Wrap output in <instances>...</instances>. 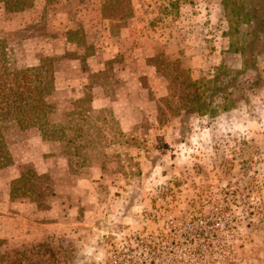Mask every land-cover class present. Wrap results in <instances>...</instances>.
Wrapping results in <instances>:
<instances>
[{"label":"rangeland","instance_id":"1","mask_svg":"<svg viewBox=\"0 0 264 264\" xmlns=\"http://www.w3.org/2000/svg\"><path fill=\"white\" fill-rule=\"evenodd\" d=\"M7 3L0 39L47 60L66 138L5 130L0 264H264V51L245 63L253 25L228 23L250 0Z\"/></svg>","mask_w":264,"mask_h":264},{"label":"trees","instance_id":"2","mask_svg":"<svg viewBox=\"0 0 264 264\" xmlns=\"http://www.w3.org/2000/svg\"><path fill=\"white\" fill-rule=\"evenodd\" d=\"M7 3V0H0ZM32 0H9L6 5L8 10H19L28 6ZM243 11L234 7L238 11L236 14L238 21L228 19L230 28L238 36L240 27L239 21H243L251 27L249 34L244 39L252 37L251 42L241 44L238 39L230 43L231 49L238 52L245 59V63H252L257 55L264 51L259 44L264 41V0H250V3L243 7ZM242 16V20L240 19ZM252 24V25H250ZM257 41L259 42H256ZM257 44L254 47V44ZM47 60L42 59L36 66L15 67L10 60L8 47L0 39V163L4 159L7 142L5 130L10 123L18 130L35 128L45 140H61L66 138L64 127L51 121V110L46 100V96L54 89V77L52 73L47 75ZM50 63V62H49ZM49 72V71H48ZM78 136L80 126H72ZM74 141V139H68ZM126 262H133L132 257H128ZM136 262V261H135Z\"/></svg>","mask_w":264,"mask_h":264},{"label":"crops","instance_id":"3","mask_svg":"<svg viewBox=\"0 0 264 264\" xmlns=\"http://www.w3.org/2000/svg\"><path fill=\"white\" fill-rule=\"evenodd\" d=\"M17 215V214H16ZM0 217H1V215H0ZM18 217L17 218H14V223H13V226L14 227H12L11 228V233H14L13 234V236H14V239L11 237L10 238V240H15V238H16V244H18L19 245V241H21V242H25V243H30V242H32L33 240H34V238H35V233H32V231H33V228H34V225H33V223H29L28 221H29V218H26V223H27V225H26V235H24V236H21V238H20V236L18 237V235L20 234V232H22V229H24V226H22L21 225V222H19L18 220ZM3 225V224H2ZM0 225V229H2V232H0V237L2 238L3 236H6V234H5V232H4V235H3V231H6L7 230V228H6V225ZM29 229H30V232H31V234H28V231H29ZM38 236V235H37ZM0 238V239H1Z\"/></svg>","mask_w":264,"mask_h":264}]
</instances>
